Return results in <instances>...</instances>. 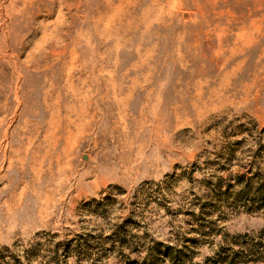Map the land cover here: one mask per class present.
Returning <instances> with one entry per match:
<instances>
[{
    "label": "rangeland",
    "instance_id": "obj_1",
    "mask_svg": "<svg viewBox=\"0 0 264 264\" xmlns=\"http://www.w3.org/2000/svg\"><path fill=\"white\" fill-rule=\"evenodd\" d=\"M0 264H264V0H0Z\"/></svg>",
    "mask_w": 264,
    "mask_h": 264
},
{
    "label": "trees",
    "instance_id": "obj_2",
    "mask_svg": "<svg viewBox=\"0 0 264 264\" xmlns=\"http://www.w3.org/2000/svg\"><path fill=\"white\" fill-rule=\"evenodd\" d=\"M181 257H178V260L180 261Z\"/></svg>",
    "mask_w": 264,
    "mask_h": 264
}]
</instances>
